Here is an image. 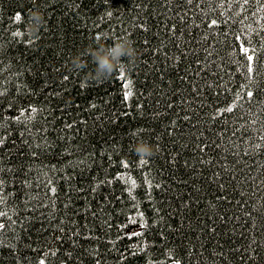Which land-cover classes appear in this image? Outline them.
Instances as JSON below:
<instances>
[{
  "label": "trees",
  "instance_id": "16d2710c",
  "mask_svg": "<svg viewBox=\"0 0 264 264\" xmlns=\"http://www.w3.org/2000/svg\"><path fill=\"white\" fill-rule=\"evenodd\" d=\"M178 2L0 0V264H264V0Z\"/></svg>",
  "mask_w": 264,
  "mask_h": 264
},
{
  "label": "clouds",
  "instance_id": "9594fccd",
  "mask_svg": "<svg viewBox=\"0 0 264 264\" xmlns=\"http://www.w3.org/2000/svg\"><path fill=\"white\" fill-rule=\"evenodd\" d=\"M32 15V31L35 33L43 24V15L39 9L34 10ZM136 49L134 42L127 36L117 38L111 46L97 44L89 46L83 52L75 54L71 58V66L76 69L85 66V58L91 57L95 63L93 79H102L110 76L114 71L125 68L121 63L122 58H128L129 61H134L136 57ZM135 151L141 157L147 158L154 155L156 148L151 143L141 140L135 145Z\"/></svg>",
  "mask_w": 264,
  "mask_h": 264
},
{
  "label": "snow or ice",
  "instance_id": "6c2138e0",
  "mask_svg": "<svg viewBox=\"0 0 264 264\" xmlns=\"http://www.w3.org/2000/svg\"><path fill=\"white\" fill-rule=\"evenodd\" d=\"M186 4L188 6H191L192 5V0H186ZM181 6L182 5H180L179 2H178V0H177V9L179 7H181ZM16 19L17 20H20V16L17 15L16 16ZM216 23H217L216 20H212L211 21V25H213V26L216 25ZM172 31L174 33V38H175V33L177 32V29L174 27L172 29ZM16 35H19V33H16ZM181 35H183V33H181ZM240 50H241V52H243L245 54L246 60L248 61V64H249L248 71L249 72H253V68L251 67V65L254 63L255 57L253 55L248 54L249 50L247 48H244L243 46H241ZM185 55H186V53H185ZM121 78H123V77L121 76ZM64 79L67 80L68 77L65 76ZM198 91H199L198 88H193V92H198ZM0 95H4V94L3 93H0ZM247 95H248V97H252L254 94L249 91L247 93ZM9 104L11 105L12 102L9 101ZM93 107H95V105H93ZM169 107H171V105H169ZM25 111H30V113L35 114V113L38 112V109L36 107H30V109H25V110L21 111L20 115H24ZM39 111H42V109H40ZM226 111L230 113V112L233 111V109H231L229 107V108L226 109ZM28 118L29 119H32V116L30 115ZM2 119H8V117L7 116H4V117H2ZM186 119H187V117H186ZM15 122H17V123L20 122L19 117L16 118V121ZM67 126L68 127H71V125H67ZM6 140H7V136L0 137V148H3L5 146ZM140 162H141V164L146 163V161L144 159H141ZM125 167H127V164H125ZM9 171H11V169H9ZM0 183H2V182H0ZM132 183H133V185H135V181H132ZM50 191L53 194H55L56 193V188L52 187V188H50ZM5 215H6L5 213L0 212V217L5 216ZM5 226L6 225H4V224H0V229H3ZM61 231H63V229H61ZM53 254H55V253H53ZM69 255H71V254H69ZM39 264H45V261L44 260H40ZM178 264H179V262H178Z\"/></svg>",
  "mask_w": 264,
  "mask_h": 264
},
{
  "label": "rangeland",
  "instance_id": "374dc122",
  "mask_svg": "<svg viewBox=\"0 0 264 264\" xmlns=\"http://www.w3.org/2000/svg\"><path fill=\"white\" fill-rule=\"evenodd\" d=\"M171 264H176V262H171Z\"/></svg>",
  "mask_w": 264,
  "mask_h": 264
}]
</instances>
